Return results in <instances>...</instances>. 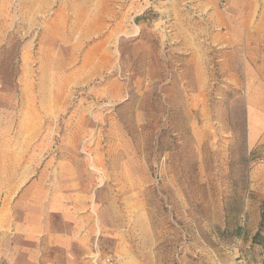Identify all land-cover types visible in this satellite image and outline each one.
Returning <instances> with one entry per match:
<instances>
[{"label": "rangeland", "instance_id": "obj_1", "mask_svg": "<svg viewBox=\"0 0 264 264\" xmlns=\"http://www.w3.org/2000/svg\"><path fill=\"white\" fill-rule=\"evenodd\" d=\"M262 109L264 0H0V264H264Z\"/></svg>", "mask_w": 264, "mask_h": 264}, {"label": "crops", "instance_id": "obj_2", "mask_svg": "<svg viewBox=\"0 0 264 264\" xmlns=\"http://www.w3.org/2000/svg\"><path fill=\"white\" fill-rule=\"evenodd\" d=\"M262 113V116L264 119V109H262L260 111ZM255 114L258 113V111H254ZM264 130V123L261 125H258L257 122H253L252 124H250V132H249V141H250V145L252 147H255L258 145L259 142L262 141V134L261 131ZM252 188L254 191L256 192H262L264 193V171L260 170L259 165L254 166L253 170H252ZM248 209H257L256 214L254 213L253 215V221L258 222V220H260V206L259 204H253L251 206L247 207Z\"/></svg>", "mask_w": 264, "mask_h": 264}, {"label": "trees", "instance_id": "obj_3", "mask_svg": "<svg viewBox=\"0 0 264 264\" xmlns=\"http://www.w3.org/2000/svg\"><path fill=\"white\" fill-rule=\"evenodd\" d=\"M264 231V207L262 210V221H261V226L260 230L254 235L253 241L256 243H261L264 245V234L262 233Z\"/></svg>", "mask_w": 264, "mask_h": 264}, {"label": "built area", "instance_id": "obj_4", "mask_svg": "<svg viewBox=\"0 0 264 264\" xmlns=\"http://www.w3.org/2000/svg\"><path fill=\"white\" fill-rule=\"evenodd\" d=\"M97 264H112V260L110 257L105 258L104 260L98 261Z\"/></svg>", "mask_w": 264, "mask_h": 264}]
</instances>
